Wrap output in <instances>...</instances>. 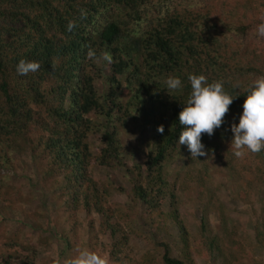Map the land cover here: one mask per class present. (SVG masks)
I'll return each mask as SVG.
<instances>
[{
	"label": "trees",
	"instance_id": "obj_1",
	"mask_svg": "<svg viewBox=\"0 0 264 264\" xmlns=\"http://www.w3.org/2000/svg\"><path fill=\"white\" fill-rule=\"evenodd\" d=\"M263 1L0 0V190L10 196L8 190L17 188L4 177H17V169L28 165L16 157H28L36 179L52 181L51 196L63 203L62 210L82 215L88 232L105 245L100 255L108 264H196L193 254L201 252L207 254L204 264L241 262L245 238L228 227L209 183L214 170L235 181L230 127L239 123L249 86L264 76V37L255 31L264 22ZM90 49L95 57H88ZM105 52L111 63L102 58ZM22 59L38 62L40 69L18 75ZM190 74L223 81L236 98L224 124L211 137L202 136L208 155L197 159L178 144ZM169 76L183 84L170 96ZM128 127L149 137L145 160L125 171V190L112 174L124 167L119 130ZM91 135L98 141L95 154ZM248 154L255 182L264 189V151ZM101 173L102 179L94 177ZM191 185L201 205L194 233L180 211L179 189ZM224 188L231 198L248 202L246 189ZM115 193L125 195L126 203L113 202ZM20 200L17 195L14 202ZM213 213L220 229L210 237L206 223ZM135 215L149 232H141ZM11 223L4 222L7 231ZM256 229L255 241L264 247V229ZM199 230L205 235L201 250L192 247ZM4 237L0 264L41 260L18 236Z\"/></svg>",
	"mask_w": 264,
	"mask_h": 264
},
{
	"label": "rangeland",
	"instance_id": "obj_2",
	"mask_svg": "<svg viewBox=\"0 0 264 264\" xmlns=\"http://www.w3.org/2000/svg\"><path fill=\"white\" fill-rule=\"evenodd\" d=\"M119 132V139L127 152V157L123 162L124 167L114 172L112 178L116 185H121L125 190H128V184L123 176L125 171L131 168L134 163L139 164L145 160V143L149 136L147 132L131 127L122 128ZM88 143L90 151L95 154L98 145L97 139L91 135L88 138ZM16 158L23 164H27L28 167L23 170L18 168L16 171L18 174L15 178L12 175L3 176L7 185L14 181L17 188L8 190L9 195L14 199L0 190V242L4 241V239H1L3 236H5L4 238H8L11 235L18 236L21 243L27 244L39 252L38 256L41 260L38 261V264H65V261L75 257L77 248L93 250L100 254V249L104 248L105 245H102L99 239H95L91 232H88L83 222V216H69L68 213L64 212L61 208L63 203H58L55 197L51 196L54 187H52V181H45L46 183H44L41 178L36 179L34 176L36 170L32 168L28 157L21 156V159L25 158L28 162L21 160L19 157ZM251 158L250 154H246L243 158L235 157L234 168L236 173L233 183L232 179H225L224 175H221L222 172L218 170H214L215 178L209 183L210 189L218 192L217 198L219 205L224 210V217L228 220V227L234 230L236 237L245 238V241L242 242L244 249L242 261L237 264H264V247L259 245L254 238L256 228L257 231L261 232L264 229V214L261 212V210L264 212V189H260L255 182V172L252 171L254 169V161ZM218 166L221 167L220 164ZM103 174H94V177L99 180L102 179ZM24 177H27V179L24 180ZM221 180H224V182L220 183ZM32 184L34 185L32 186ZM227 185L231 187L232 192L239 187L246 189L249 192L248 202L243 204L231 198L230 191L228 190V192L224 188ZM47 191L49 192L45 195ZM180 191L182 194L180 211L194 233L198 229L200 221V210L198 207L201 205L199 202H195L197 193L194 186L191 185L183 188V190L180 188ZM1 194L8 199L7 203L3 202ZM17 195L22 200L16 203L14 200ZM111 199L113 202L121 204H125L127 200L125 195L117 193L113 194ZM136 212H138L137 209H135L133 215ZM136 215L133 216V219L140 223L141 232H149L150 230L145 225L147 222L143 223ZM93 217L95 222L98 223L97 216L93 215ZM216 217L217 215L214 213L209 215L206 223V226H208L206 236L212 237L213 233L215 234L216 230L220 229V224ZM6 221H12L9 231L5 228L4 222ZM6 231L7 236L4 235ZM14 231H17V234H14ZM201 232L199 230V235H196L195 241L194 239L192 240L194 249L196 247L199 249L200 247L201 250L203 245H205V235L201 237ZM220 234L221 232L217 233V235ZM219 238L223 239L224 237L220 235ZM105 255L106 251L104 252ZM206 255L204 252H201L200 255L194 253L196 264H204ZM105 258L107 259L106 256Z\"/></svg>",
	"mask_w": 264,
	"mask_h": 264
},
{
	"label": "clouds",
	"instance_id": "obj_3",
	"mask_svg": "<svg viewBox=\"0 0 264 264\" xmlns=\"http://www.w3.org/2000/svg\"><path fill=\"white\" fill-rule=\"evenodd\" d=\"M71 27L72 25L70 30ZM255 31L259 37H264V22L258 24ZM87 55L95 57L96 54L90 49ZM102 58L108 63L112 62V56L107 52L102 54ZM39 69L38 62L22 59L16 71L18 75L23 76ZM188 81L191 91L186 105L179 113V124L183 130L179 134L178 144L187 146L192 159H197L208 155L201 142L202 136L207 134L211 137L215 130L224 124L230 106L236 98L224 90L223 81L209 83L205 75L195 74H190ZM165 85L169 96L183 87L181 79L174 76H169ZM242 108L238 125L233 123L230 127L233 133L230 150L237 158H243L248 153L259 154L264 151V76H259L249 86ZM157 131L163 134L164 126L160 125ZM76 253L67 264H108L106 258L88 249L77 248Z\"/></svg>",
	"mask_w": 264,
	"mask_h": 264
}]
</instances>
